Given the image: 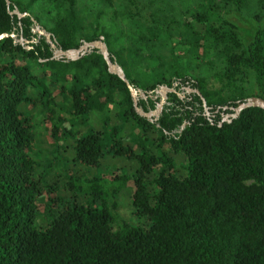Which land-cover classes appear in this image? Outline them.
I'll return each mask as SVG.
<instances>
[{
	"label": "trees",
	"instance_id": "16d2710c",
	"mask_svg": "<svg viewBox=\"0 0 264 264\" xmlns=\"http://www.w3.org/2000/svg\"><path fill=\"white\" fill-rule=\"evenodd\" d=\"M7 1L0 0V264H264V111L244 109L219 123L218 115L205 116L196 94L185 91L197 90L209 113L249 97L264 100V27L243 34L224 18L225 7L238 16L243 0H202L182 17V46L200 63L212 59L205 74L197 76L171 60L167 77L155 73L143 86L129 74V62L149 55L128 49L129 62L119 61L105 34L79 35L75 0H45L62 8L47 29L56 48L76 49L81 39L88 43L102 36L110 59L133 88L174 90L154 120L135 112L127 88L107 72L97 52L73 62L49 60L48 43L32 34V22L24 16L37 0L22 8ZM124 1L125 17L144 28V44L159 34L170 37L166 24L144 17L136 0ZM13 9L23 16L10 15ZM30 62L48 68L54 81L69 83L56 89L65 103L57 126L56 103L31 73ZM250 87L258 93L250 94ZM39 105L52 138L72 140L74 163L93 170L104 156L138 163L129 204L142 224L113 216L114 204L100 198L104 177L84 181L89 203L62 199L45 172L37 171L31 113ZM111 105L117 107L112 117L97 128L88 125L91 112ZM136 107L148 113L156 102L137 98ZM65 178L66 191H74L78 179Z\"/></svg>",
	"mask_w": 264,
	"mask_h": 264
},
{
	"label": "rangeland",
	"instance_id": "374dc122",
	"mask_svg": "<svg viewBox=\"0 0 264 264\" xmlns=\"http://www.w3.org/2000/svg\"><path fill=\"white\" fill-rule=\"evenodd\" d=\"M13 1L22 8L30 0ZM136 2L142 7V15L144 17L151 15L154 19L166 24L170 34L168 39H166L164 34H159L156 40L144 44L140 40V36L144 33V28L139 21H131L125 17L124 0H110V3H106L104 0H75V9L80 20L79 35L89 38L93 34H105L112 51L117 53L121 62H129L130 55L126 52L128 49H139L140 56L149 55L146 59L138 58L137 62H129L128 72L129 74L131 73V77L137 81L139 86H143L142 84H145L149 79L152 80L155 77V73H163L164 77H167V65L171 60L179 63L183 68L193 70L197 76L205 74L206 63L207 61L212 62L211 57L202 59L203 63H200V59H196L194 52L189 51L188 47L182 46L181 41L183 39L181 37H183L184 32L180 28V23L185 13L192 11L202 0H136ZM224 11V18L237 26L239 33L252 34L264 27V0H243L242 7L237 14L238 16L229 11V7H225ZM61 12L62 8L56 7L45 0H37L31 4L24 16L28 17L32 22V34L47 42L45 37L48 34L47 29L54 26ZM33 17H37V23ZM35 28H38L41 34H38ZM81 43L87 42L81 39L79 44L81 45ZM113 61L115 62L114 58ZM29 67L31 73L42 82L45 88L49 89L53 101L56 103L52 113L54 115L53 120L57 126V117L60 112L58 109L60 107L64 108L65 103L61 96L58 95L56 89L61 84L69 87V83L60 80L54 81V76L48 68H40L33 62L29 63ZM139 86L135 87V89L143 94L144 100H151L156 102V104L160 102L161 91L159 88L164 86H157L153 91L147 93L140 89ZM247 90L252 95L258 93L255 87H250ZM167 94L165 93L162 106L167 105ZM137 98L141 97L137 96ZM114 99L118 101L120 96L116 94ZM116 111L117 107L111 105L102 112H91L88 125L92 128H97L104 117H112ZM43 114L44 109L40 105L31 113L34 139L33 154L37 162V171L45 172L47 179L54 183L56 191L62 199L69 201L75 199L80 202L88 201L90 203L91 196L86 194V186L83 183L93 175H99L104 177V182H101L100 190L102 195H100V198L106 205L114 204L109 209L113 216L118 221H123L129 225L142 224L143 220L132 214L129 204L130 180L138 170V163L135 160L120 157L111 158L109 156H104L97 170L74 163L71 160L73 157L71 150L72 140L70 137L62 135L52 138L48 122L44 121ZM153 118V115L148 117L149 120ZM67 174H70L74 179H78L75 184L80 187L79 192H77L78 187L74 191H66L67 181L65 175ZM115 176H124L126 180L123 183L115 179L112 180ZM96 207L99 208L100 205L97 204Z\"/></svg>",
	"mask_w": 264,
	"mask_h": 264
},
{
	"label": "water",
	"instance_id": "95a60500",
	"mask_svg": "<svg viewBox=\"0 0 264 264\" xmlns=\"http://www.w3.org/2000/svg\"><path fill=\"white\" fill-rule=\"evenodd\" d=\"M5 3L7 5L8 1L5 0ZM9 14L10 15H16L17 18H20L23 16V15L19 14L16 9H13L11 12H9ZM35 31L38 34H41L40 31L38 30V28H35ZM1 37H3V36H0V38ZM45 37L47 38V43H48L49 48H50L51 53H52V56L49 60H52V61L73 62V61H76V60L80 59L81 57L89 54L92 51L97 52L101 56L105 66H106L107 72L111 75H115L125 85V87L127 88L128 92H129L130 98L132 100L134 110L141 117H145L148 119V117L150 115H153L154 116L153 120L156 119V117L161 112L162 103H163V100L165 98V93H174V90L172 88L160 87L159 88L161 91L160 92L161 93L160 102L158 104H156V107L153 111H150L148 113H144L139 108L136 107L137 96H140L141 98L144 99L143 94L140 93L139 90H136L135 88H133L127 82L126 78L124 77L122 69L113 61V59H110V56L107 52V49H106L104 43L102 42V40H103L102 37H99L97 41H92V42H88V43H81V45H79L78 48L66 50V51H62L59 48H56V46L49 40V34H46ZM185 91L187 93L192 92L198 96L199 100L201 101L203 112L207 116L209 114V109L207 107H205L204 100L200 96L198 91L197 90H191L189 88H185ZM178 96L182 97L181 95H178ZM248 108H259L262 111H264V100L257 98V97H249L240 103L239 102L236 103V106L233 108L222 107V111L228 109V110L233 112L232 115H226L224 117L225 122H230V119L236 118L238 116V114L240 113V111H242L244 109H248ZM150 120H152V119H150Z\"/></svg>",
	"mask_w": 264,
	"mask_h": 264
},
{
	"label": "flooded vegetation",
	"instance_id": "af4514ba",
	"mask_svg": "<svg viewBox=\"0 0 264 264\" xmlns=\"http://www.w3.org/2000/svg\"><path fill=\"white\" fill-rule=\"evenodd\" d=\"M227 111V112H226ZM226 111H220V112H217V111H214V112H210L206 117L208 118V119H213L214 117H215V115H218L219 116V118H220V122L219 123H221V122H225V120H224V117L226 116V115H232V111H230V110H226ZM226 112V113H225ZM230 118V117H229ZM228 118V119H229Z\"/></svg>",
	"mask_w": 264,
	"mask_h": 264
}]
</instances>
